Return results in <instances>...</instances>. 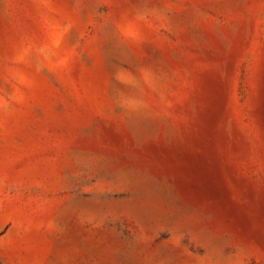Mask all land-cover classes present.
<instances>
[{"label": "rangeland", "instance_id": "obj_1", "mask_svg": "<svg viewBox=\"0 0 264 264\" xmlns=\"http://www.w3.org/2000/svg\"><path fill=\"white\" fill-rule=\"evenodd\" d=\"M0 264H264V0H0Z\"/></svg>", "mask_w": 264, "mask_h": 264}]
</instances>
